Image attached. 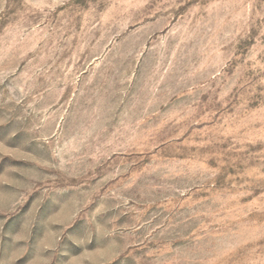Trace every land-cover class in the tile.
Masks as SVG:
<instances>
[{
    "label": "rangeland",
    "instance_id": "1",
    "mask_svg": "<svg viewBox=\"0 0 264 264\" xmlns=\"http://www.w3.org/2000/svg\"><path fill=\"white\" fill-rule=\"evenodd\" d=\"M0 264H264V0H0Z\"/></svg>",
    "mask_w": 264,
    "mask_h": 264
}]
</instances>
